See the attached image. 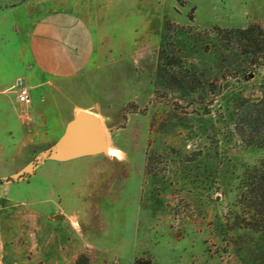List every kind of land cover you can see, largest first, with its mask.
I'll use <instances>...</instances> for the list:
<instances>
[{"label": "rangeland", "instance_id": "rangeland-1", "mask_svg": "<svg viewBox=\"0 0 264 264\" xmlns=\"http://www.w3.org/2000/svg\"><path fill=\"white\" fill-rule=\"evenodd\" d=\"M59 10L95 37L70 78L28 52L34 23ZM253 23L264 28V0H0V264H264L244 194L264 146L235 128L264 101V64L218 33ZM81 109L99 115L107 151L25 176Z\"/></svg>", "mask_w": 264, "mask_h": 264}, {"label": "crops", "instance_id": "crops-1", "mask_svg": "<svg viewBox=\"0 0 264 264\" xmlns=\"http://www.w3.org/2000/svg\"><path fill=\"white\" fill-rule=\"evenodd\" d=\"M94 49L90 25L65 10L49 12L38 19L28 38V52L35 68L53 78L80 74L89 65Z\"/></svg>", "mask_w": 264, "mask_h": 264}, {"label": "trees", "instance_id": "trees-1", "mask_svg": "<svg viewBox=\"0 0 264 264\" xmlns=\"http://www.w3.org/2000/svg\"><path fill=\"white\" fill-rule=\"evenodd\" d=\"M220 38L229 47L241 49L250 59L251 64H264V28L253 23L243 28H218ZM235 128L249 143L264 146V101L248 102L237 113ZM251 180L244 193L246 200L255 209V225L264 228V174L249 173ZM135 264H150L149 261L137 260Z\"/></svg>", "mask_w": 264, "mask_h": 264}, {"label": "water", "instance_id": "water-1", "mask_svg": "<svg viewBox=\"0 0 264 264\" xmlns=\"http://www.w3.org/2000/svg\"><path fill=\"white\" fill-rule=\"evenodd\" d=\"M108 148L101 119L94 111H76L65 133L49 148L41 151L25 168L24 175L34 174L36 168L49 158L68 159L86 154H99Z\"/></svg>", "mask_w": 264, "mask_h": 264}, {"label": "built area", "instance_id": "built-area-1", "mask_svg": "<svg viewBox=\"0 0 264 264\" xmlns=\"http://www.w3.org/2000/svg\"><path fill=\"white\" fill-rule=\"evenodd\" d=\"M15 93L17 101L28 106L32 105L33 98L31 87L23 77H18L15 85Z\"/></svg>", "mask_w": 264, "mask_h": 264}, {"label": "bare ground", "instance_id": "bare-ground-1", "mask_svg": "<svg viewBox=\"0 0 264 264\" xmlns=\"http://www.w3.org/2000/svg\"><path fill=\"white\" fill-rule=\"evenodd\" d=\"M88 110V109H87ZM99 116V115H98ZM104 131V130H103ZM105 133V132H104ZM108 142V141H107Z\"/></svg>", "mask_w": 264, "mask_h": 264}]
</instances>
